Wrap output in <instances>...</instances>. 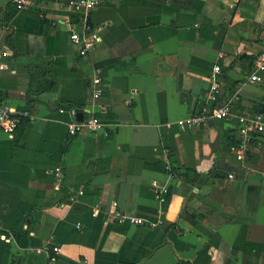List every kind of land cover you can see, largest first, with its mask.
Wrapping results in <instances>:
<instances>
[{"label":"crops","instance_id":"1","mask_svg":"<svg viewBox=\"0 0 264 264\" xmlns=\"http://www.w3.org/2000/svg\"><path fill=\"white\" fill-rule=\"evenodd\" d=\"M13 1L0 0V88L30 116L0 130V264H43L35 248L53 246L56 264H264V131L235 155L237 116L264 112V72L249 83L239 58L264 51V0H103L91 12L102 41L84 56L72 0ZM214 81L217 103L237 97L231 115L182 128L215 107ZM72 109L102 131L69 135ZM113 201L146 224L109 220Z\"/></svg>","mask_w":264,"mask_h":264},{"label":"built area","instance_id":"2","mask_svg":"<svg viewBox=\"0 0 264 264\" xmlns=\"http://www.w3.org/2000/svg\"><path fill=\"white\" fill-rule=\"evenodd\" d=\"M39 0H14V7L18 10L26 9L32 7ZM103 0H72L70 2V9L73 13L78 15V28L70 31L71 41L77 45L78 54L84 56L88 54L98 43L102 41V27L93 23L91 19L92 10L99 6ZM9 56V50L6 47H0V71L8 69V63L6 58ZM214 72L218 73L220 71V66L215 65L213 67ZM264 72V51L256 55L254 60V68L249 74L247 81L251 84H256L261 81L260 73ZM93 96L97 97L101 93L100 89V79L93 78ZM220 84L214 81L210 88V93L208 95L209 101L215 104L213 109L209 111H203L200 114H196L188 117L185 121L180 122L182 128L189 126L198 125L204 122L208 117L214 119L225 118L231 115V103L237 100L236 96L231 99L217 103L218 97L220 95ZM73 115L76 114L74 109L71 110ZM30 113L27 110L14 112L5 103L1 88H0V130L12 136L16 131L22 120L29 117ZM238 131H239V141L235 147V155L237 160L242 161L245 158L247 146L250 140H252L256 134L262 133L264 131V112L260 110L253 111L252 113L237 116ZM84 128L88 129L92 133L102 131L103 124L96 118L90 117L87 119L76 120L68 125V134L74 136L82 131ZM107 134L106 132H104ZM165 153L168 154V149L165 148ZM165 167L169 169V161L165 159ZM52 174L54 175L57 187L61 184L63 179L62 170L60 167H55L52 169ZM232 176L231 174L229 175ZM260 177L264 179V171L260 172ZM168 191L166 188L161 189L162 194H166ZM81 193V191H80ZM98 206H96L92 212V215L98 213ZM108 219L119 223V224H134V225H145L146 220L142 217L133 216L126 214L121 210L117 209V202H112V210L108 213ZM1 224V222H0ZM80 226V224H77ZM42 251L47 252V258L43 264H56L58 261L59 248L53 246L51 248H35L36 253Z\"/></svg>","mask_w":264,"mask_h":264},{"label":"trees","instance_id":"3","mask_svg":"<svg viewBox=\"0 0 264 264\" xmlns=\"http://www.w3.org/2000/svg\"><path fill=\"white\" fill-rule=\"evenodd\" d=\"M155 1H162V0H155ZM239 58H245L246 61H248V69L250 71L253 70L254 68V60L256 58V55H252V54H245L240 56ZM103 64H99V66H102ZM252 142V140L249 141L248 146H247V150L246 152H248L249 149V145ZM166 148L168 149V160H169V169L168 171L172 174L175 173H179V169L177 167H175L174 163L177 162L176 158H175V153L177 151L174 143H168L166 145ZM183 174V176H185L186 178H190L191 175H193V171L189 170V169H185L184 173H180Z\"/></svg>","mask_w":264,"mask_h":264},{"label":"water","instance_id":"4","mask_svg":"<svg viewBox=\"0 0 264 264\" xmlns=\"http://www.w3.org/2000/svg\"><path fill=\"white\" fill-rule=\"evenodd\" d=\"M76 119L79 120V121L83 119V118H82V113H81V112H77V113H76Z\"/></svg>","mask_w":264,"mask_h":264}]
</instances>
